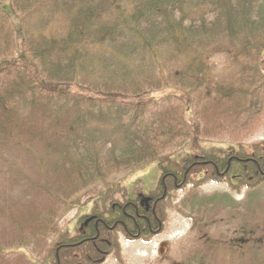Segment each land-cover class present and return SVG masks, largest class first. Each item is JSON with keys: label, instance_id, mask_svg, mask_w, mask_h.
<instances>
[{"label": "trees", "instance_id": "trees-1", "mask_svg": "<svg viewBox=\"0 0 264 264\" xmlns=\"http://www.w3.org/2000/svg\"><path fill=\"white\" fill-rule=\"evenodd\" d=\"M10 2L19 16L23 54L46 80L127 94L178 87L192 98L206 136L237 124L264 90V0ZM14 48L15 30L0 9V58ZM217 53L225 54L228 70L211 84L209 59ZM190 133L183 105L170 96L138 104L99 102L45 90L27 67L0 69V171L22 192L17 201L0 195V264H103L110 254L121 260L118 229L129 238L124 226L135 232L138 224L148 240L163 219L164 188L169 195L177 182L193 188L219 182L213 164L222 171L229 158L232 190L264 181L258 170L264 172V140L182 151ZM150 162L159 170L157 185L127 197L117 174ZM87 194H94L89 212L72 232L62 230L59 219ZM219 202L228 203L223 195ZM199 212L194 205L187 217L201 243L209 239L210 222ZM22 249L43 258L33 263ZM255 251L264 264V248Z\"/></svg>", "mask_w": 264, "mask_h": 264}, {"label": "rangeland", "instance_id": "rangeland-1", "mask_svg": "<svg viewBox=\"0 0 264 264\" xmlns=\"http://www.w3.org/2000/svg\"><path fill=\"white\" fill-rule=\"evenodd\" d=\"M0 9L8 15L15 30L14 53L9 57L0 58V69L24 66L30 70L36 84L45 90L78 95L99 102L138 104L170 96L183 105L185 118L191 127L190 138L182 151H188L193 145L227 148L237 147L238 144L250 146L264 140V90L259 91L258 99L248 104L238 116L237 124L227 123L224 130L214 129L209 136H206L201 131L203 123L194 114L192 98L178 87L164 85L161 89L127 94L97 91L74 81L46 80L37 63L23 54L20 20L12 9L10 0L0 2ZM58 22L63 28V19ZM58 22L48 29L49 33L58 27ZM209 66L211 74L207 80L211 84H216L219 77H226L228 69L225 54L211 55ZM1 171L0 195L6 197L8 201H17L22 195L21 187H11L8 184V176L6 182ZM116 179L125 189L127 197L130 195L134 198L153 190L160 179V174L156 162H150L137 170L118 173ZM102 187L103 185H100L98 188ZM193 187L195 185L177 182L169 195H166L167 190L164 188L162 194L164 197L161 196L165 200L163 219L158 221L156 228H151L152 236L145 240L135 236L136 232H132L128 238L118 229L117 239L121 260L110 254L103 264H235L239 262L260 264V260L257 261L255 256L257 254L255 248L260 246L264 248V226L260 224H264V181L237 190H232L225 181H206L196 188ZM222 195L227 198V205L219 202ZM93 202L94 194L80 196V203L74 205L59 219L61 229L72 232L78 218L89 212ZM194 205L200 210L198 216L210 222V226L205 231L209 238H206L207 242H199V235L192 231V220L187 217L190 208ZM21 251L33 263L43 258L42 254L33 255L27 249Z\"/></svg>", "mask_w": 264, "mask_h": 264}, {"label": "flooded vegetation", "instance_id": "flooded-vegetation-1", "mask_svg": "<svg viewBox=\"0 0 264 264\" xmlns=\"http://www.w3.org/2000/svg\"><path fill=\"white\" fill-rule=\"evenodd\" d=\"M230 159L231 158H229L228 159V161H227V166L222 170V171H219L218 169H217V167L215 166V164H213V166H214V168H215V171H216V174L219 176V177H221V181H225L226 183H227V180H228V176H227V173H228V170H229V163H230ZM198 164H203V163H210V161H200V162H197ZM258 170L260 171V173L262 174V175H264V172L263 171H261L260 170V168H258ZM203 175H204V172H201L200 174H199V176H198V179L200 180L202 177H203ZM230 179H233V175H230ZM252 179V177H249V180H251ZM209 182H211V180H208ZM214 182V181H213ZM243 187H245V185H243ZM164 196H162V198H163ZM147 201V200H146ZM145 201V203L147 204V202ZM158 202V200H156L154 203H153V207H155V205H156V203ZM153 210V212H154V208L152 209ZM147 220V222H148V226H149V228H151V224H150V222H149V219L147 218L146 219ZM99 221H101V220H96L95 221V227L97 228L98 227V223H99ZM136 224V223H135ZM113 227L114 226H112V227H109L110 229H113ZM124 228H125V230L128 232V235L129 236H131L132 234V232L133 231H130V230H128L127 229V227L126 226H124ZM98 229V228H97ZM135 236H140V233H141V228L138 226V224H136V230H135ZM153 232V231H152ZM97 236H98V233H97ZM103 253V252H102ZM105 253V252H104ZM108 256V255H107ZM106 256V257H107ZM106 257H104L103 259H101V260H105V258Z\"/></svg>", "mask_w": 264, "mask_h": 264}]
</instances>
